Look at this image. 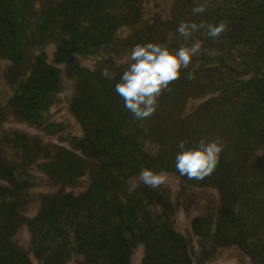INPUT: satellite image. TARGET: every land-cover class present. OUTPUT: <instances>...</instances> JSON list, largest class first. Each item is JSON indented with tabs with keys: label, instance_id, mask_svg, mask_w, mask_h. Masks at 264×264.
I'll list each match as a JSON object with an SVG mask.
<instances>
[{
	"label": "trees",
	"instance_id": "trees-1",
	"mask_svg": "<svg viewBox=\"0 0 264 264\" xmlns=\"http://www.w3.org/2000/svg\"><path fill=\"white\" fill-rule=\"evenodd\" d=\"M147 1L41 0L37 7L35 0H0V59L9 62L3 77L13 87L0 121L12 115L42 134L59 133L49 108L65 75L76 81L68 105L82 131L63 138L68 146L39 134L0 133V264H33L32 254L40 264H131L140 246L139 264H193L191 236L198 263L236 246L252 264H264V0H181L179 24L199 26L186 41L179 24L172 27V4L166 17L140 25ZM198 6L205 10L194 12ZM219 23L225 29L209 36L208 26ZM122 26L129 28L123 38ZM149 41L201 46L159 95L153 114L137 119L115 91L127 64L110 52ZM95 55L94 67L81 63ZM104 69L114 78H105ZM187 91L204 99L190 117L172 116L171 136L166 117ZM202 138L218 141L216 166L180 184L213 187L219 207L209 214L215 219L192 217L185 235L175 226L178 211L167 188L130 181L142 167L177 175L179 142ZM21 226L30 233L27 246L15 238Z\"/></svg>",
	"mask_w": 264,
	"mask_h": 264
},
{
	"label": "rangeland",
	"instance_id": "rangeland-1",
	"mask_svg": "<svg viewBox=\"0 0 264 264\" xmlns=\"http://www.w3.org/2000/svg\"><path fill=\"white\" fill-rule=\"evenodd\" d=\"M52 1L54 0H47V2ZM35 2L37 7H41V0H35ZM171 4L172 16L176 17L172 21V27L179 24L177 18L181 16V10L183 7L181 4V0H149L147 1V3H145V12L140 25H142L146 21H149L153 16L161 18L166 17ZM185 10L189 11L187 8H185ZM181 22H184V20H182ZM120 29L121 31L119 33V36L123 38L129 28L127 26H122ZM188 39L189 37H184V41ZM54 47L55 45L53 43L47 47L49 60H52ZM110 53L114 56L117 63L127 64L125 61L126 57L130 53V50L124 49L123 47L119 46ZM97 57L98 55L87 57L82 56L81 63L92 68L94 67ZM8 63V61L0 59V109H2V105L6 102L7 98L13 90V87L7 84L3 77V72ZM64 79V90L57 95L58 100L49 108V119L51 121L61 123L59 133L42 134L37 128L20 121L12 115H6L4 117V120L0 121V133L19 131L29 133L31 135L39 134L44 141L52 142L55 144H64L68 146V142L64 141L63 138L65 139L69 135L73 134H81L82 131L68 105V99L76 91V81L70 80L69 78L65 77V75ZM203 99L204 98H200L198 96H193L189 91H187V96L182 101V105L174 110L171 116L166 117L168 123L167 131L169 135L172 136V116L181 119L190 117L192 111L196 109L198 104H200ZM192 133V138L194 140L197 139L198 135H196L193 131ZM163 175L166 177V179L165 182L159 187L167 188L172 194L173 201L178 211L175 215V226L177 229H179V231L187 235L190 229L191 218L196 215H203L212 219L216 218L217 214L209 215L213 211L217 212L219 207L218 193L215 189L200 187L197 188L191 185H187V187L183 188L180 184V181L178 182L175 179L176 175L172 173H164ZM87 182L88 178L86 177L81 181V184L84 186L87 184ZM141 183L142 181L135 178L130 181V185L132 187H136ZM81 188L82 187H79L75 191H80ZM41 189L46 191V188L44 187H41ZM176 199H178L179 202L176 201ZM36 204L33 207L32 214H34L37 210ZM15 238L18 242L27 246L30 241V233L27 226H21L16 232ZM191 239L192 241L190 252L192 253L193 264H252L249 257L245 253L243 254V252L236 246L222 249L221 251H218V254L214 258L202 263H198L196 260V255L197 253H199V245L195 236H191ZM142 253L143 250L141 246L136 248L130 261L131 264H139L142 258ZM31 260L33 264H40L34 256Z\"/></svg>",
	"mask_w": 264,
	"mask_h": 264
},
{
	"label": "clouds",
	"instance_id": "clouds-1",
	"mask_svg": "<svg viewBox=\"0 0 264 264\" xmlns=\"http://www.w3.org/2000/svg\"><path fill=\"white\" fill-rule=\"evenodd\" d=\"M204 10L203 6L193 9L196 13ZM198 27L194 22H181L177 31L187 38ZM224 29V23L209 25L208 35L217 37ZM200 46L199 41L179 48L152 41L135 44L126 57L127 67L115 83V91L123 98L124 107L137 119L151 116L159 95L168 88L170 82L179 78L181 69L188 67L191 57L199 51ZM102 75L107 79L114 78L108 69H104ZM188 78H192L191 73ZM221 151L215 140L206 142L202 138L194 144L181 140L175 154V168L178 172L175 179L179 182L184 177L203 179L210 175ZM165 179L163 174L147 167H142L139 172V180L154 189L163 184Z\"/></svg>",
	"mask_w": 264,
	"mask_h": 264
}]
</instances>
